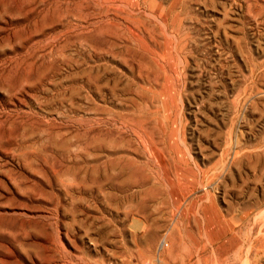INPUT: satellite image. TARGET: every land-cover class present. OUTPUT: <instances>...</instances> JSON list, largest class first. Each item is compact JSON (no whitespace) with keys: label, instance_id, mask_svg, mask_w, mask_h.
Masks as SVG:
<instances>
[{"label":"rangeland","instance_id":"obj_1","mask_svg":"<svg viewBox=\"0 0 264 264\" xmlns=\"http://www.w3.org/2000/svg\"><path fill=\"white\" fill-rule=\"evenodd\" d=\"M230 263L264 264V0H0V264Z\"/></svg>","mask_w":264,"mask_h":264},{"label":"bare ground","instance_id":"obj_2","mask_svg":"<svg viewBox=\"0 0 264 264\" xmlns=\"http://www.w3.org/2000/svg\"><path fill=\"white\" fill-rule=\"evenodd\" d=\"M201 208V207H200ZM217 221L219 222V224H220V222L222 221V217H220V219H217ZM212 222V221H211ZM231 224V223H230ZM226 229V228H225ZM230 230V229H229ZM227 231V230H226ZM225 231V232H226ZM229 233H230V231H229ZM236 233L237 232H235V230H234V228H232L231 229V233H230V235H231V238L228 240L227 238H226V240H224V242L226 243V242H229L232 238H234L235 237V235H236ZM227 234V233H226ZM225 235V234H224ZM223 239H224V236L222 237ZM208 241V240H207ZM250 241V240H249ZM259 242V241H258ZM231 244V243H230ZM229 245V244H228ZM220 248V247H219ZM250 248V247H249ZM253 248V247H252ZM255 249V248H254ZM170 250V249H169ZM168 250V251H169ZM197 253H199V252H197ZM161 254V253H160ZM200 256V255H199ZM216 261V260H215ZM231 264V263H230Z\"/></svg>","mask_w":264,"mask_h":264}]
</instances>
